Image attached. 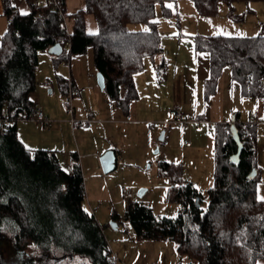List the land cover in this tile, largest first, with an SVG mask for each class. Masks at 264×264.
I'll list each match as a JSON object with an SVG mask.
<instances>
[{
	"label": "trees",
	"instance_id": "16d2710c",
	"mask_svg": "<svg viewBox=\"0 0 264 264\" xmlns=\"http://www.w3.org/2000/svg\"><path fill=\"white\" fill-rule=\"evenodd\" d=\"M28 4L21 15L12 0H2L8 31L0 44V264H117L102 225L89 212L85 180L73 155V170L66 171L56 152L31 149L18 136L19 114L32 119L37 105V67L41 51L60 44L61 61L91 55L92 65L105 76L104 92L129 107L137 98L135 76L145 61L164 52L158 9L165 19L173 10L167 0H85L84 9L66 13L68 0ZM205 17L218 14L222 1L191 0ZM95 18L98 31L89 34L86 17ZM67 19H73L70 32ZM132 24L147 30H131ZM196 52L209 55L211 77L206 99L216 92V81L226 67L233 79L252 88L264 100V35L250 37L194 36ZM70 44V46H68ZM62 93L68 95V83ZM5 111V116H2ZM243 151L239 166L230 163L237 152L230 124L214 127V185L208 191L206 209L196 199L202 195L183 177L180 163H159V174L170 184L168 197L180 204L177 217H158L152 208L129 202L123 219L138 241L168 240L188 264H259L264 260V201L257 195L258 131L253 121L243 124L235 116ZM256 171V175L250 174ZM120 222L119 216H113ZM184 264V263H178Z\"/></svg>",
	"mask_w": 264,
	"mask_h": 264
},
{
	"label": "rangeland",
	"instance_id": "374dc122",
	"mask_svg": "<svg viewBox=\"0 0 264 264\" xmlns=\"http://www.w3.org/2000/svg\"><path fill=\"white\" fill-rule=\"evenodd\" d=\"M12 3L23 12H27L29 9L25 0H12ZM237 4L234 14L242 15V22H236L229 18V4L225 1L220 3L218 14L212 17L200 15L191 0H167L166 6L173 10L171 19L163 18L160 14V9H158L157 20L160 23V31L163 35L162 45L166 53H169V57L167 58H170L171 70L169 74L161 72L162 75L159 76L155 71V67H153L152 59H146L144 71L135 76L139 92L138 106L140 109L137 115L135 114L130 118V121L134 125L129 127L125 124L121 125L120 128L107 124H100L96 127L90 126L95 118L91 119L87 117V113L90 110H93L97 114L100 111H104L105 113L104 108L107 97L99 87L92 90L88 85L89 80L86 78L87 76L76 75V68L73 66V73L80 88V95L74 96L73 105L76 109L78 108V104L84 110L87 109L85 110L87 111L85 118L82 119L77 114L75 120H73L77 124V130L80 129L78 131L79 134H76V139L82 142L84 147L92 151L96 148L102 150L106 142L114 141L122 146L125 154L123 159L119 161L116 170L109 174H104L100 164V157H97V161H93V159L88 160L85 174L83 167H81L86 188L84 207L94 214L97 221L102 225L110 248L117 259V264L167 263L164 262L165 256L168 255L166 246L157 247L159 246L158 244H166L164 243L166 241L162 243H155L160 241H138L135 238L131 224L123 219L129 202H139L149 206L158 217L174 218L178 216L180 204L169 199L168 190L170 184L166 177L159 174V163L164 161L174 163L181 160L184 161L186 166V171L183 173L184 180L187 177L196 176L197 180L200 179L195 185L202 195L200 206L202 209L208 207V191L214 185V127L216 123L211 120V117H209L210 121L205 120L203 122L195 119L194 128L197 123H200L201 128L204 130V135H200L202 140L193 142L192 146H188L187 144L191 143L192 140L189 127L185 129L178 123H173L172 117L169 116L168 112L172 111L176 106L175 103H181L186 111L192 110L193 105L197 102V82L204 75H206V78L208 77V80L211 77L209 55L207 53H195L192 47L195 39L194 37H189V35H196V33L201 36L205 35L203 37L217 34L238 36L261 33L264 35V30L262 31L259 28L257 30L253 29L256 19L260 18L264 20V2H237ZM250 10H256V16L253 13L251 14ZM178 21L180 22L181 31L177 26ZM129 28L131 30H141L147 27L145 25L132 24ZM7 31L8 20L4 16V6L2 0H0V44ZM179 33H183L186 36L182 37L181 57L178 60L179 73L173 87L172 69L177 59V41L175 39L178 38ZM50 59L51 54L49 51H41L39 53V66L42 68V71L38 74L40 85L37 87L33 99L35 100L36 95L41 92L43 99L51 104L58 101L67 103L61 92L57 90V87L55 88V94H50L49 88L43 87L42 78L46 74L48 66L50 68ZM214 84H216V92L218 91V94L215 95L216 92L213 93L206 102L209 113L216 109L219 110V108L223 111L224 108L226 111L232 109L240 112L242 120L245 121H249L250 116L254 112L259 114V120L253 121L257 124L258 131L257 165L260 170V177L257 184V195L260 200L264 199V152L259 150L260 141L264 139L260 123V120L264 118V100L257 98L252 93L251 87L244 86L233 79L230 67H226L222 71ZM149 87L150 90L148 92ZM35 103L37 108L41 106L37 101ZM151 104L155 107L156 115L154 116V113L148 115L150 112L145 109L149 108ZM114 110L117 112L116 115L118 113L123 115L121 109L116 107ZM68 113L70 120H72L70 111ZM159 115L160 117H158ZM233 117L234 114L229 115V120L233 119ZM159 118L165 119L161 121ZM142 121H145L146 124H143ZM168 122L171 126L174 125V127L178 128L180 130L178 132L185 134L182 139L178 133L171 142L159 140L162 132L170 128V125L166 124ZM208 123L212 124L213 130H209ZM151 124L156 125L154 129H150ZM120 130H122L121 133L119 132ZM151 134L153 135L151 136ZM150 142H153L155 147L152 150L149 149L148 159L150 160L145 162L143 159L145 157L144 148L146 149V146ZM60 149L63 151L62 147ZM190 150H193L195 154L187 157ZM102 153L104 154L105 152ZM61 161L62 167L66 171L72 172V166H67L70 160L68 162L62 156ZM79 164L82 166L80 158ZM194 168L198 170L197 173H194ZM128 190H131L132 194L127 195L125 191ZM141 190H146V192L140 196L139 192ZM113 216H119L120 222H114ZM175 256L176 260L174 262H171L170 255L167 256L169 263L188 264L190 261H193L188 257L180 256L177 252H175ZM81 262L79 259L74 260L70 258L63 264H81ZM259 264H264V260L260 261Z\"/></svg>",
	"mask_w": 264,
	"mask_h": 264
},
{
	"label": "crops",
	"instance_id": "0c3cea01",
	"mask_svg": "<svg viewBox=\"0 0 264 264\" xmlns=\"http://www.w3.org/2000/svg\"><path fill=\"white\" fill-rule=\"evenodd\" d=\"M33 1H34V4H37V6H40V5L45 4L47 2V0H33ZM228 4H229V9H230V13L228 15L229 18L232 19L233 21H236V22H238V21L242 22V19H241L242 15H235L234 14V12L236 11V5H238L237 2L236 3H228ZM84 7H85V0H68L67 4H66V13L67 14H73L80 9H84ZM250 11L249 12L251 14L253 13L256 16V10L255 11L250 10ZM73 25H74L73 19H67L66 26L70 32L73 29ZM254 25H255L253 28L254 30H257V28H259L262 31L264 30V20H262L260 18L256 19ZM177 26H178L179 30L181 31V28H180L181 26H180L179 21L177 22ZM86 27H87V31L89 34L93 35V34L97 33L98 26H97L96 20L93 16L88 15L86 17ZM197 35H199V34L196 33V35H189V37L193 38L194 36H197ZM219 35L220 34L207 35V36L210 37V36H219ZM258 35H262V34L261 33H258L256 35L244 34V35L229 36V37H250V36H258ZM184 36H186V35H184L183 33H179L178 38L175 39V41H177V45H176V53H177L176 58L177 59H176V63L173 66V69H172L173 70V81H172L173 87L176 83V78H177L178 73H179L178 60L181 57L180 54H181L182 37H184ZM202 36H205V35H202ZM192 47H193V51L195 53H198V52H196V49H195V40L192 44ZM200 53H204V52H200ZM59 56L60 55L51 54L50 68L48 66V69L46 70V74H44L43 78H42L43 84H44L43 87L49 88L50 94H55V88L57 87L58 88L57 90H59L61 92V95L63 96V98L66 99L62 93V86H61L62 81L61 80L68 83L69 80L71 79L73 84L78 88L77 96L80 95V88H79L78 82L75 79V76L73 73V66L76 68V75L87 76L86 78L89 80L88 85L92 90H95L96 87H99L97 84V73L98 72L94 69V67L92 65V58H91L90 54H88L86 56L85 55H76V56L71 57V59L69 60V62H70L69 66L67 65L68 61H61ZM167 57H169V53H166L165 48H164V52L162 54L156 56L154 59L152 58L153 67H155V71L157 72V74L159 76L162 75L161 72H164L165 74L170 73L171 61H170V58L168 59ZM208 59H209V57H208ZM209 65H210V59H209ZM145 67L146 66H144V69H145ZM41 71H42V68L39 66V57H38V67H37L38 86L40 85V82L38 79V74H40ZM65 71H66V74L64 75ZM182 72H181V74H182ZM207 80H208V77L206 78V75H204V77H202V79L197 82V84H198L197 89H196L197 102H196V104L193 105V109L190 111H186L184 108V111H186V116L188 118L193 117L196 120H199V122H203L205 120L210 121L209 117H211L212 118L211 120L214 121L216 123V125L217 124L231 123L232 119L229 120V115H233V114H234V117L236 116V114H238V118H239L240 122L243 124H246V123H249V122L255 120L254 113H256V112H254L253 115L250 116L249 121L242 120V114L238 111H237L238 112L237 113L236 111H234L232 109H228L226 111L224 108V111H223L221 108H219V110L216 109L215 111H212L211 113H209L207 110V106H206V104H207L206 102L209 100V99L208 100L206 99V82H207ZM135 85H136V90H137V98L133 103H131V105L129 107H126L125 105L120 104L119 102L111 100L106 95L104 90H101L107 97L106 103H105V108H104L105 113H104V111L103 112L100 111L101 113L98 112V114H97V113L93 112V110H90L87 113V117H90L89 115L93 114V117H90V118L91 119L95 118L90 126L96 127V126H99L100 124H107V125L112 126V127H119L120 128L121 125H124V124L127 125L128 127L131 125H134L133 122L130 121V118L135 114L137 115L138 111L140 109V107L138 106L139 92H138L136 80H135ZM149 90H150V87L148 89V92H149ZM217 94H218V91L215 93V95H217ZM210 100H211V98H210ZM35 101H37L41 105L39 107L43 110L45 116L47 117L48 125L45 129H42L40 126H38L36 121H34L33 119L20 120L18 122V136H19L20 140L27 147H29L31 149H47V150L54 151L57 153L60 162H62L61 161L62 156L66 159V161L69 162V160H70V163H67L68 164L67 166H72V168L74 165L73 155L77 154L78 155V162H79V158L82 162L81 167H83L84 174L86 173V166L88 164L89 159H91V160L93 159V161H97V157H101L103 154L102 152H106L108 150H114L116 153V156H117L116 168L118 167L119 161L122 160L124 155H125L122 146L118 145L114 141H110V142H106L104 149L101 150V149L96 148L94 151H92V150H89V148L84 147L83 143L79 142L76 139V134L78 133V131L80 129L77 130L78 129L76 127L77 124H76V122H73V120H75V116L77 114L80 115V118H82V119L85 118L86 112H87L85 110H87V109L84 110V108L78 104L77 109L73 105V112H72L67 103H62L61 101H58L56 103L51 104L50 102L44 100L41 92H39V94L36 95ZM175 105L183 106L181 103H175ZM116 107L123 111V115H120L119 113L116 115L117 112H116V110H114V108L116 109ZM145 109L149 110L150 113L148 115H150L151 113H154L153 116L156 115L155 107L153 106V104H151V106L149 108H145ZM69 111L72 115V120H70L69 113H68ZM171 112L172 111L168 112L170 117H172ZM258 115L259 114L257 113L256 120H259ZM97 117H99V119H97ZM158 117H160V115ZM164 119L165 118H162V119L159 118V120H161V121H163ZM161 121H159V122H161ZM172 122H171V124H173ZM142 123L146 124L145 121H142ZM260 123L262 125L261 128L263 129L262 132L264 133V118L260 120ZM166 124L170 125L169 122ZM209 124L210 123H208V125ZM197 125H200V123L196 124L195 128H194V124L188 126L190 129L189 130L190 131V137L192 138L191 143L187 144L188 146H192L193 142L202 140L200 135H204L203 134L204 130L203 129L198 130ZM210 125L212 126V124H210ZM150 129H154V128H152L150 125ZM209 130H213V126L211 129L209 128ZM178 131H180V130H178V128L174 127V125H172V126L170 125V128H167L165 131L164 140H168V142L169 141L171 142L174 140V138L176 137V135L178 133L180 134V138L182 139L185 134L183 132H178ZM119 132L121 133L122 130H120ZM152 135L153 134H151V136ZM153 144H154L153 142L152 143L150 142V144L148 146H146V149L144 148V156L145 157L143 159L145 160V162H147V160H150V159H148L149 149L152 150V148L155 147V144L154 145ZM260 144L261 145L259 147V150L264 152V139H261ZM61 147L63 148V151H62V149H60ZM192 154H195V152L193 150H190L188 152L187 157L189 155H192ZM164 162H166V161H164ZM171 163H174V162H171ZM176 163H180L182 165L183 173H185L186 166L184 164V161L181 160L180 162H176ZM81 170H82V168H81ZM197 172H198V170L196 168H194V173H197ZM187 178L185 179V181L192 183L194 186L197 184L198 181H200V179L197 180V176L196 177H187ZM145 192H146V190H145ZM261 200L264 201V199H261ZM163 241H166V242H164L166 244H158L159 246H157V247H161L162 245L166 246L167 254L171 256V262H174L176 260L175 252H177L175 244L172 241H168V240H162L160 242H155V243H162ZM151 245H155V244H151ZM173 253H174V255H173ZM168 255L165 256L164 262L165 263L167 262L166 264H171L168 261V257H167ZM151 264H154V263L152 262Z\"/></svg>",
	"mask_w": 264,
	"mask_h": 264
},
{
	"label": "water",
	"instance_id": "95a60500",
	"mask_svg": "<svg viewBox=\"0 0 264 264\" xmlns=\"http://www.w3.org/2000/svg\"><path fill=\"white\" fill-rule=\"evenodd\" d=\"M48 51L50 54L60 55L62 53V47L60 44H56V45L52 46ZM97 84L101 90H104L106 87L105 76L101 72L97 73ZM230 129H231L232 138L237 145V152L230 157V163L232 165L239 166L240 162H241V154L243 151V144L241 142L239 132H238V129H237L236 124H235V117H233V119H232V122L230 124ZM164 137H165V132H162L159 140L163 141ZM100 163H101V167H102L104 174H109V173L113 172L116 169V165H117V156H116L115 151L109 150V151L105 152L100 157ZM255 175H256V171H253L250 174L251 177H254ZM144 192H145V190H141L139 192V195L140 196L143 195ZM199 200H200V198L196 199V203L198 206H200Z\"/></svg>",
	"mask_w": 264,
	"mask_h": 264
},
{
	"label": "built area",
	"instance_id": "2783aa9c",
	"mask_svg": "<svg viewBox=\"0 0 264 264\" xmlns=\"http://www.w3.org/2000/svg\"><path fill=\"white\" fill-rule=\"evenodd\" d=\"M35 6H37V4H35ZM68 46H70V44H68ZM69 64H70V62L68 61L67 65L69 66ZM68 86H69V91H68V95L66 97V102L69 105L71 111L73 112V106H72L73 104L72 103H73L74 96H76L77 93H78V88L73 84L71 79L68 82ZM2 116H5V111H2ZM89 116L93 117V114H90ZM254 118L256 120L257 112L254 113ZM17 119L19 121L20 120H26L25 116L22 113L18 115ZM32 119L34 121H36L38 126H40L42 129H45L47 127V125H48V123H47L48 119H47V117L45 116L43 110L40 107L36 108L35 114L32 117ZM172 119H173L172 120L173 123H178L180 126H182V128H186V127L196 123L195 118H193V117L188 118L186 116L184 108L181 105H176L173 108V110H172ZM155 126H156L155 124H151L152 128H155ZM209 128L210 129L212 128V126L210 124H209ZM197 129L201 130L202 128H201L200 125H197ZM125 193L127 195H130V194H132V191L128 190V191H125Z\"/></svg>",
	"mask_w": 264,
	"mask_h": 264
},
{
	"label": "snow or ice",
	"instance_id": "6c2138e0",
	"mask_svg": "<svg viewBox=\"0 0 264 264\" xmlns=\"http://www.w3.org/2000/svg\"><path fill=\"white\" fill-rule=\"evenodd\" d=\"M21 15H27V13L22 11ZM145 30H147V29H145Z\"/></svg>",
	"mask_w": 264,
	"mask_h": 264
}]
</instances>
